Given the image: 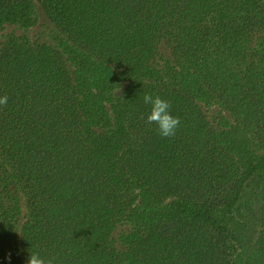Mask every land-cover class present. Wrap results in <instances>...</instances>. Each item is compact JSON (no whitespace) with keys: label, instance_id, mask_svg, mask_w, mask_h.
I'll return each instance as SVG.
<instances>
[{"label":"trees","instance_id":"16d2710c","mask_svg":"<svg viewBox=\"0 0 264 264\" xmlns=\"http://www.w3.org/2000/svg\"><path fill=\"white\" fill-rule=\"evenodd\" d=\"M36 1L55 43L0 48V264H264V0H0V27Z\"/></svg>","mask_w":264,"mask_h":264},{"label":"rangeland","instance_id":"374dc122","mask_svg":"<svg viewBox=\"0 0 264 264\" xmlns=\"http://www.w3.org/2000/svg\"><path fill=\"white\" fill-rule=\"evenodd\" d=\"M36 10L38 21L37 23L30 28H22L18 25L6 23L0 27V48L6 42V40L14 35L18 36L22 39H27L34 44H54L56 37V29L53 23L49 20V18L45 15L41 4L36 1ZM160 61L169 60L172 64H176V61L171 53L169 47H167L164 43L160 44L159 49ZM205 112L213 124L214 127L219 128V119L221 115H224L231 119L229 113L220 105L216 104L210 107L205 108ZM26 208L25 204L22 205V212L25 213ZM130 228L129 224H122L118 226L117 230L114 232V236L117 240L119 247H123L120 243L119 236L122 232H126Z\"/></svg>","mask_w":264,"mask_h":264},{"label":"clouds","instance_id":"9594fccd","mask_svg":"<svg viewBox=\"0 0 264 264\" xmlns=\"http://www.w3.org/2000/svg\"><path fill=\"white\" fill-rule=\"evenodd\" d=\"M8 96L0 97V106H6ZM144 103L150 105V114L147 115V123L157 125L158 134L161 137H174L180 127V118L171 113V104L160 95L153 96L146 93L143 97ZM9 259L11 255L9 254ZM56 258L42 256L39 252H30L26 264H55Z\"/></svg>","mask_w":264,"mask_h":264}]
</instances>
